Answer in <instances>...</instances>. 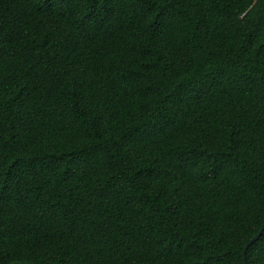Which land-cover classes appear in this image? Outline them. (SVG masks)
<instances>
[{
    "label": "trees",
    "instance_id": "obj_1",
    "mask_svg": "<svg viewBox=\"0 0 264 264\" xmlns=\"http://www.w3.org/2000/svg\"><path fill=\"white\" fill-rule=\"evenodd\" d=\"M263 224L264 0H0V264H246Z\"/></svg>",
    "mask_w": 264,
    "mask_h": 264
},
{
    "label": "water",
    "instance_id": "obj_2",
    "mask_svg": "<svg viewBox=\"0 0 264 264\" xmlns=\"http://www.w3.org/2000/svg\"><path fill=\"white\" fill-rule=\"evenodd\" d=\"M264 234V224L262 226V229L259 231V233L248 243V245L245 247V250L243 252V255H244V260H245V263L248 264V261H247V253H248V250L249 248L255 243L257 242Z\"/></svg>",
    "mask_w": 264,
    "mask_h": 264
}]
</instances>
